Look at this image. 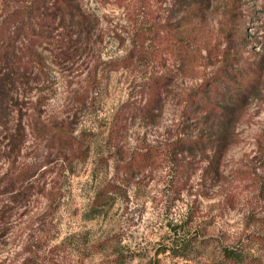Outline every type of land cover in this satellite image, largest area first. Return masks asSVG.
<instances>
[{
  "label": "rangeland",
  "instance_id": "374dc122",
  "mask_svg": "<svg viewBox=\"0 0 264 264\" xmlns=\"http://www.w3.org/2000/svg\"><path fill=\"white\" fill-rule=\"evenodd\" d=\"M77 3L88 32L60 28V51L70 50L60 65L48 59L47 75L11 94L16 112L8 125L21 120L28 132L23 156L46 165L27 206L11 205L0 225V264H226L224 247L264 264V0H238L240 14L229 22L232 33L247 27L246 39H230L240 67H260L251 97L228 126L201 115L188 127L186 97L214 78L228 45L225 0H210L205 19L184 31L194 39L180 55L152 39V19L145 22L137 0ZM150 7L160 24L184 12L173 0H150ZM5 12L0 0V21ZM149 86L159 87L155 95ZM53 120L86 138L84 159L50 155L34 126ZM225 132L234 140L216 172L210 156L181 166L187 154L171 153L179 136L222 139ZM148 149L159 162L125 179L117 159ZM8 164L0 157V178ZM106 185L113 189L99 203ZM176 230L198 246L192 258L175 255Z\"/></svg>",
  "mask_w": 264,
  "mask_h": 264
},
{
  "label": "trees",
  "instance_id": "16d2710c",
  "mask_svg": "<svg viewBox=\"0 0 264 264\" xmlns=\"http://www.w3.org/2000/svg\"><path fill=\"white\" fill-rule=\"evenodd\" d=\"M209 3L210 0H173L174 7L180 8L184 14L177 16L174 21L167 20L163 24L156 22L153 18L150 0H137L136 10L143 11L146 23L148 19H152L149 25V35L152 39H160L164 49L180 55L194 39L193 33L186 34L184 31L190 26L195 29L194 24L205 19L209 13ZM2 4L6 12L0 21V157L5 158L9 164L0 178V198H6L3 200L6 203L0 204V225L8 222L11 205H17L18 210L27 206L26 202L35 190L33 178L46 165L44 164L46 162L30 160L26 155L23 156L28 132L21 120L17 119L14 125H8L9 117L16 112L11 94L22 85L32 80H40L42 76L47 75L46 70L50 68L49 63L47 64L48 59L60 65V54L63 51H70L68 46H63V51H60L62 43L60 28H63L65 33L75 28L80 33H87L89 20L77 0H2ZM225 4L223 18L226 25L222 27V30L224 29V37L228 45L222 51L220 66L217 73L213 75L214 78L204 80L188 93L186 97L188 111L184 115L185 127L199 121L201 115L213 119L217 117L218 121L225 126L232 124L237 116V110L242 108L251 97L261 76L259 65L246 66L242 69L239 56L231 52V40L246 39L247 27L241 32L240 28L235 26V32H230L232 27L229 22L234 21V18L240 14V8L238 0H225ZM136 10H133V15ZM241 18L238 19L239 22ZM149 89L152 90V95H155L159 87L157 90L156 86H149ZM148 105L152 106L151 101ZM188 119L191 121L189 122ZM34 128L38 137L46 141L47 146L52 145L50 155L60 156V153H67L73 158H85L89 146L86 138L82 135L75 136L62 128L60 121L53 120ZM227 133H224L222 139H213L205 134L179 136L171 144V153L187 154L188 158L184 162H177L181 166L189 165L196 155L210 156V161L214 165L213 171L216 172L220 156L234 140V136ZM190 155L193 156L190 157ZM159 158L160 154L157 150L148 149L130 153L126 159H117L116 165L121 166L124 178L131 180L143 173L149 165L158 163ZM180 171H185V167L180 168ZM112 189L113 186L106 185L99 203ZM47 190L51 199L53 198L52 201H55L56 190L53 187ZM179 228L182 227L179 226ZM185 235L176 230L175 245L178 251L175 255L192 258L198 246L193 239H188ZM181 252L184 254H180ZM221 256L226 264H261L260 260L244 259L237 252L226 247L221 249Z\"/></svg>",
  "mask_w": 264,
  "mask_h": 264
}]
</instances>
